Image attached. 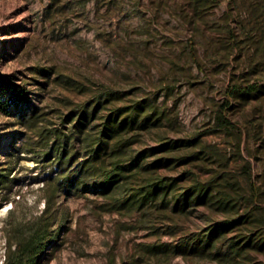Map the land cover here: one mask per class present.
Here are the masks:
<instances>
[{
	"label": "rangeland",
	"instance_id": "374dc122",
	"mask_svg": "<svg viewBox=\"0 0 264 264\" xmlns=\"http://www.w3.org/2000/svg\"><path fill=\"white\" fill-rule=\"evenodd\" d=\"M11 86L29 102L0 112V264L46 211L39 264H264V0H0Z\"/></svg>",
	"mask_w": 264,
	"mask_h": 264
},
{
	"label": "trees",
	"instance_id": "16d2710c",
	"mask_svg": "<svg viewBox=\"0 0 264 264\" xmlns=\"http://www.w3.org/2000/svg\"><path fill=\"white\" fill-rule=\"evenodd\" d=\"M10 90V97L8 101L3 100V95L7 94L6 92L0 91V112H3L5 114H8V108L9 106L14 105L16 108L20 106V104H26L29 102V93L19 87V86H11L9 88ZM256 90V87H237L231 91V94L235 92H239L241 94L246 93L250 94L253 93ZM14 103V104H13ZM110 132V131H109ZM112 132V131H111ZM60 137L55 136V143L59 145L58 155H57V165L60 169L61 174V186L65 192L66 195H72L74 194L73 189H77L80 186L81 180L80 177H78V170L77 168L74 169L72 166V163L76 162V156L70 155V149L68 146L60 145L61 143ZM146 155L145 153H141L137 159L136 162H140L143 159H145ZM124 171V169H123ZM80 173V171H79ZM120 176L114 172H105L101 174L98 177L97 186L102 191H108L118 182L117 178ZM164 182H161L160 185H164ZM166 185V184H165ZM168 187V185H167ZM166 188V186H164ZM169 188V187H168ZM252 196L254 199L259 198V190L256 187V185H252ZM152 190L146 193L147 197L156 196L157 190L154 191V193H151ZM49 207V206H48ZM47 211L44 213V215L41 217V219L44 221V223L39 224L38 226L31 228L27 237H20L15 244V251L10 254L7 258L4 264H39L42 260L48 244H50L55 234L50 229V219L47 218ZM241 220V219H240ZM264 248L261 247V249Z\"/></svg>",
	"mask_w": 264,
	"mask_h": 264
}]
</instances>
